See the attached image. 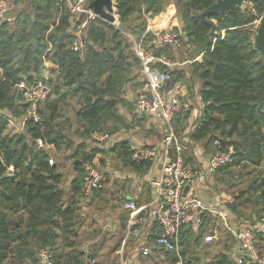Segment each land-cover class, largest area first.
<instances>
[{"label": "trees", "instance_id": "1", "mask_svg": "<svg viewBox=\"0 0 264 264\" xmlns=\"http://www.w3.org/2000/svg\"><path fill=\"white\" fill-rule=\"evenodd\" d=\"M166 1L116 0L119 26L101 19L90 21L83 53L73 49V19L61 0H28L26 9L17 10L11 21L0 23V264H42V249L53 254L55 264L58 259L66 264L86 263L83 253L73 249L77 238L75 203L84 184V164L92 162L100 150H89L86 142L75 148L77 175L72 181L73 193L65 201L60 187L62 174L50 164L48 152L37 148L35 142L41 139L57 149L63 147L67 137L56 119L60 106L69 100L80 105L77 116L83 129L78 135L83 139L94 142L93 132L113 134L127 126L117 106H127L124 87L134 80L140 62L126 33L148 46L152 39L151 33H145L149 16L170 7L177 8L182 22L175 28L182 35L184 32L187 42L196 47V54H202V61L192 64V75L201 82L205 106L190 138L205 141L215 151L216 141L221 150L234 148V164L216 175L236 166L259 168L264 163V54L256 49V31L251 29L257 14L242 8L212 14L208 19L216 21L218 28L210 37L211 27L200 14L217 0ZM263 5L264 0H258L257 8ZM49 44L53 66L47 82L51 91L44 109H39L40 122L28 121L24 132H10L2 113L10 111L16 118L26 107L14 85L22 78L30 82L42 78V57ZM167 47L149 48L157 56L162 52L171 56L164 50L170 49ZM113 99L115 105L109 102ZM67 145L70 147L72 141ZM114 150H120L124 163L134 169L151 166L149 160L134 161L126 141L117 143ZM172 150L175 153V145ZM255 184L232 194L237 198L234 210L241 217H246L241 205L248 202L244 196L249 192L257 194V203H264V179ZM170 253L173 261H178V255ZM210 264L236 262L223 255Z\"/></svg>", "mask_w": 264, "mask_h": 264}, {"label": "crops", "instance_id": "2", "mask_svg": "<svg viewBox=\"0 0 264 264\" xmlns=\"http://www.w3.org/2000/svg\"><path fill=\"white\" fill-rule=\"evenodd\" d=\"M173 9L170 7L167 11L155 16L156 18L148 23L146 33L148 29L156 31L172 27V25H181L182 22L176 13L171 15ZM184 36L183 32L179 47L168 46L167 48L177 50L181 47L183 39L190 48L192 45ZM195 61H202V54L198 53L191 57L190 53H186L182 60L173 65H178L179 68L172 69L173 66L168 68L171 72L181 70L182 74L181 83L175 82L176 84L169 85L165 89L170 92L179 91L181 105L185 106L184 110L187 112L185 118L178 121L182 128L178 127V123L174 120L171 124L173 133L170 135L167 126L160 119L136 113L133 100L144 80V72L140 64V68L135 69L136 80L128 81L124 87V99L127 101V106L123 104L117 106L119 114L127 124L112 134L117 136L119 141L99 144L87 139L91 144L88 145L89 150L90 148L100 150L92 162L103 176V182L101 188L96 190L89 199H83L78 194L77 203H75L74 220L77 238L73 249L83 253L85 262L93 261V264H178L179 259L173 261L172 253L155 244V237L160 234V228L152 215V205L161 189V167L167 159L174 158L175 153L172 148L175 140H179L184 147L186 163L192 169L203 173L202 177L189 186L186 192L189 196L202 198L204 208L198 213L200 224H190L183 229L181 234L183 245L180 249V257L183 258L184 264H210L213 261L217 262L223 255H229L235 260L233 254L239 245L238 228L264 216V213L258 214L257 212L250 213L247 218L237 214L234 210L237 198L220 187L219 178L216 175L207 173L211 155L215 152L214 147L211 145L207 147L205 141L195 142L190 138V134L203 115L205 106L200 96L201 82L192 75V64ZM125 112H128V115ZM147 119H150L148 123ZM140 132L143 134L140 135ZM123 141L128 142L130 148L133 146L137 148L162 146V148L155 159L149 160L150 167L138 170L124 163L120 150H114V146ZM75 142H77L76 148L79 143L86 142V140L82 141L78 138ZM71 146L68 148L70 149ZM75 148L71 153L73 165L70 171H65L64 167L54 161L53 153L50 152L57 149L54 145H47L44 148L53 159L57 171L63 176L60 187L64 191L65 201L73 193L72 181L77 175L74 169ZM129 201H135L138 207L143 208L141 214L145 219L144 224L136 225L132 229L129 224L130 211L124 207V204ZM143 248H149V252L145 254ZM66 251L71 250L66 249ZM205 254L208 257L203 259ZM39 258L42 264H47L40 257V253ZM52 258L51 264H55L53 254ZM56 262L66 264L60 259Z\"/></svg>", "mask_w": 264, "mask_h": 264}, {"label": "built area", "instance_id": "3", "mask_svg": "<svg viewBox=\"0 0 264 264\" xmlns=\"http://www.w3.org/2000/svg\"><path fill=\"white\" fill-rule=\"evenodd\" d=\"M67 7L68 12L73 19L71 31L75 36L73 44L74 51L83 53L85 49L86 29L92 20L101 19L115 27L119 26L117 9L113 14L116 17L114 22H110L100 15L95 14L89 6L84 5L85 0H61ZM245 0L242 9L257 14L255 4L251 3L245 7ZM18 10L15 0H0V23L11 21L14 14ZM81 16L84 18L77 23ZM263 17L259 18L262 20ZM152 34V39L148 46H144L142 41H137L133 36L127 34L133 43L134 51L140 61L144 72L143 85L137 90L134 96V106L138 115L154 116L164 122L168 128L170 135L173 133L172 122L175 115L180 113L185 106L182 107L180 102V94L178 90L174 92L165 91L169 85H173L171 79V68L175 63L168 60L165 55L157 56L149 49L162 48L167 46L179 47L181 34L171 28L162 30H147ZM52 51V45L42 57V78L34 82H30L22 78L15 83L14 89L20 97L23 104L26 105L24 113L20 117L10 116L2 113L7 122V129L10 132H24L28 121L40 122V106L47 100L50 94V86L48 78L52 62L49 55ZM167 67V69H161ZM170 93V94H169ZM182 109V110H181ZM92 138L99 144L103 142H118L119 138L110 133L93 132ZM173 139V138H172ZM168 140H166L167 142ZM172 141V140H171ZM37 148H45L41 139L36 140ZM217 150L211 155L207 173L216 175L219 170L232 166L235 160V150L229 147L221 150L219 142L216 141ZM161 146V145H160ZM161 147L154 146L152 148L131 147L133 150L132 159L134 161L155 159ZM50 164H54L50 158ZM202 172L192 169L185 161L184 147L175 140V156L172 160L167 159L162 164L160 174L161 189L152 205V215L156 220V224L160 228V234L155 237V244L169 252L178 255L179 261L181 249V234L185 227L190 224H200L198 217L199 210L204 208V201L198 196H189L185 193V188L191 186L196 180L201 178ZM103 176L93 162L84 164V184L81 192L83 199H89L94 192L101 188ZM124 207L130 211V229L139 224H144L145 219L142 216L141 207H138L135 201H129ZM237 238L239 245L234 251V259L236 264H264V216L253 223L244 224L237 230ZM143 252L147 254L149 248H143ZM40 257L47 263L51 264L52 254L48 249L40 251ZM178 261V262H179ZM88 261L86 264H93Z\"/></svg>", "mask_w": 264, "mask_h": 264}, {"label": "rangeland", "instance_id": "4", "mask_svg": "<svg viewBox=\"0 0 264 264\" xmlns=\"http://www.w3.org/2000/svg\"><path fill=\"white\" fill-rule=\"evenodd\" d=\"M168 1H170V0H168ZM168 1H166V2H168ZM15 2L17 4L18 10H23V9L27 8L26 4L28 3V0H15ZM89 3H90L89 0L84 1L85 6L86 5L89 6ZM245 3H246L245 7H246V5L249 6L251 3L255 4V6H256L257 18L252 23L253 25H252L251 29L253 31H256L255 33H257V29H258V27L262 21V20H259V18L264 17L263 16L264 15V5L257 8L258 7L257 6L258 0H245ZM261 8H263V11H261L259 13L258 11ZM176 11H177V8L175 7L173 9L171 15L176 13ZM248 13L250 14L251 12L248 11ZM155 18H156L155 16L154 17L149 16L150 21H152V19H155ZM133 20L135 21V19H133ZM215 23H216V21H215ZM181 26H182V24H181ZM168 28H171V29L176 30L178 32V30L173 25H172V27H168ZM168 28H164V29H168ZM126 34H128V33H126ZM164 50L167 52H171V56L167 55L164 52H162L161 54L165 55L168 58V60L173 62V63H176V62L182 60L183 57L186 55V53H190L191 57H193L197 53L196 47L195 46H191L190 48L187 47V45L184 42V39L182 40L181 47L177 48V50H174V51L172 49H164ZM151 52L154 53L152 50H151ZM179 67L180 66H178V65L173 66L172 69H174V68L177 69ZM136 78L137 77L135 76L134 80H131V81H135ZM181 78H182L181 70H179V71L175 70V72H174V70H172L171 79H172V82L174 84H176L175 82L181 83L182 82V81L180 82ZM179 98H180V96H179ZM180 102H181V98H180ZM40 107H41V109H44L43 104ZM79 110H80V105H79V103H77V100H69V102L60 106V110H59L60 112L58 114L59 116L56 119V123L58 124L59 128L60 129L64 128L63 130H64V133L67 137L66 138L67 140H66V143L63 144V147L61 149L51 150L50 152L53 153L54 161L56 163H58L61 167H64L63 169L65 171H67V170L70 171L72 169L73 156L71 153H72V150L75 148L76 143H77V142H75V139L80 138V139H82V141L86 140L87 145H91L90 140L83 139V138L79 137V135H78V132L83 129L81 127L82 124L79 121V118L77 116V112ZM125 113H127V115H128V112H125ZM185 113H187V112H185V110L183 109L180 113L175 115V118L178 116V117H180V119H183V118H185ZM7 114L10 115L11 117L14 116L12 114V112H10V111H7ZM175 118H174V120H175ZM148 121H150V119H147V123H148ZM175 122L178 123V127L182 128V125L177 120H175ZM138 126H140V124H138ZM143 128H144V126H143ZM145 128H146V126H145ZM139 134L142 135L143 133L140 132ZM70 141H72V146L70 145L71 148L69 149L68 148L69 145H67V144L70 143ZM62 150H64V151H62ZM216 177L219 178L218 183H219L220 187L226 193H228V194H234V193L239 194L240 191H242V190L247 191L250 186H254V185H256L255 183H260L264 179V163L259 168H254L252 166L242 168L241 166H236L232 169H229L228 172L222 171L220 174L216 175ZM220 178L222 180H220ZM244 198L248 200V202L244 203L245 205H241L242 211L245 212L246 218L249 217L250 213L251 214L256 213V212L259 214L264 213V203H260V202L257 203L256 202L257 194L255 192H249L248 194H246L244 196ZM262 250L264 251V245H262ZM207 257L208 256H206V254H205L203 259H205ZM178 264H184L183 258H181V260L178 262Z\"/></svg>", "mask_w": 264, "mask_h": 264}, {"label": "water", "instance_id": "5", "mask_svg": "<svg viewBox=\"0 0 264 264\" xmlns=\"http://www.w3.org/2000/svg\"><path fill=\"white\" fill-rule=\"evenodd\" d=\"M244 0H217L213 5L208 7L205 11L200 14L201 20L211 27L210 37L215 35L217 32V24L213 20L208 18L215 13L224 14L226 11H233L237 8H242ZM116 0H91L89 7L93 10L95 14L100 15L102 18L114 22L116 20L113 14L115 10ZM255 47L258 51L264 54V18L262 19L257 33L255 35ZM111 105H115L116 100L109 101ZM189 187L185 188V193Z\"/></svg>", "mask_w": 264, "mask_h": 264}]
</instances>
